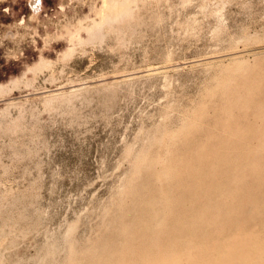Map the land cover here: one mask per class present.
I'll return each instance as SVG.
<instances>
[{
  "label": "rangeland",
  "instance_id": "374dc122",
  "mask_svg": "<svg viewBox=\"0 0 264 264\" xmlns=\"http://www.w3.org/2000/svg\"><path fill=\"white\" fill-rule=\"evenodd\" d=\"M101 8L0 0V264H57L96 238L132 158L180 129L229 53L264 59V0H141L93 40Z\"/></svg>",
  "mask_w": 264,
  "mask_h": 264
},
{
  "label": "bare ground",
  "instance_id": "6f19581e",
  "mask_svg": "<svg viewBox=\"0 0 264 264\" xmlns=\"http://www.w3.org/2000/svg\"><path fill=\"white\" fill-rule=\"evenodd\" d=\"M138 1L103 0L97 13L100 20L87 25L88 36L93 39L125 19L132 21ZM39 3L31 0L32 8L36 10ZM75 33L69 32V38L74 40ZM245 37L244 43L251 42L252 36ZM260 55L249 63L231 51L221 71L217 65L222 77L216 74L212 80L217 81L208 82L214 85H206L204 90L210 88L193 115L192 110L181 115L180 129L162 137L157 133L158 138L132 158L131 173L121 183L119 196L107 210L108 222L102 223L96 238L80 249L70 242L57 264H264V59ZM48 66L51 62L40 58L32 69ZM6 87L0 83V93ZM206 116L213 119L210 131L206 129L210 121L202 124ZM198 123L208 136L218 139H195L191 134Z\"/></svg>",
  "mask_w": 264,
  "mask_h": 264
}]
</instances>
